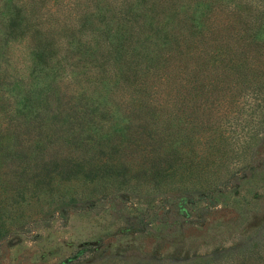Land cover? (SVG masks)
Returning <instances> with one entry per match:
<instances>
[{"label":"trees","instance_id":"obj_1","mask_svg":"<svg viewBox=\"0 0 264 264\" xmlns=\"http://www.w3.org/2000/svg\"><path fill=\"white\" fill-rule=\"evenodd\" d=\"M263 145L264 0H0V241L33 199L213 206L264 174ZM144 264H264V223Z\"/></svg>","mask_w":264,"mask_h":264},{"label":"rangeland","instance_id":"obj_2","mask_svg":"<svg viewBox=\"0 0 264 264\" xmlns=\"http://www.w3.org/2000/svg\"><path fill=\"white\" fill-rule=\"evenodd\" d=\"M244 183L213 206L172 204L151 191L59 216L47 198L33 199L20 209L29 223L0 241V264H68L71 257L69 264H84L100 256L144 264L217 252L264 223V174Z\"/></svg>","mask_w":264,"mask_h":264}]
</instances>
